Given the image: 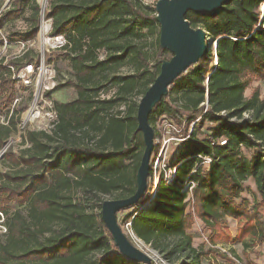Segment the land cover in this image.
I'll return each mask as SVG.
<instances>
[{
	"label": "trees",
	"instance_id": "16d2710c",
	"mask_svg": "<svg viewBox=\"0 0 264 264\" xmlns=\"http://www.w3.org/2000/svg\"><path fill=\"white\" fill-rule=\"evenodd\" d=\"M27 9L31 11L25 18L29 29L8 34L9 42L26 43L36 37L40 7L36 0H12L6 10H0L2 29ZM155 15L139 0L49 2V34L63 38L59 49L65 52L72 72V78L60 88L73 87L77 97L52 103L55 122L49 133L28 131L22 136L28 147L20 155L11 151L3 155L12 169L0 172V216L4 217L0 236L5 237L0 241V264H133L118 252L100 214L86 213L80 203L61 193L75 184L86 197L99 202V193L120 190L127 198L135 192L144 149L142 136L136 133L138 104L132 103L123 116L112 110L125 105L134 91L143 96L159 73L162 60L150 69L147 56L132 42L140 37L136 29L159 27ZM185 19L191 27L200 26L207 38L218 40L217 67L213 72L193 67L178 77L153 108L148 123L154 129L157 118L164 114L185 115L191 122L202 113L200 104L207 95L208 110L201 119L215 128L202 139L195 130L187 136L173 164L177 168L172 183L160 180L147 205L125 215L122 223H130L133 236L168 262L182 258L180 264H201L204 252L192 246L187 233L194 216L211 232V243L227 217L243 221L242 236L264 243V96L257 89L249 97L244 95L251 80L264 81V0H231L219 15L188 12ZM100 50L106 53L101 61L97 57ZM211 54L212 49L208 57ZM126 62L133 65L134 73L109 78L116 87L114 96L98 99L97 75L108 77L112 66ZM33 63L29 51L6 63L0 57V117L4 116L0 149L16 132L25 109L13 105L15 76ZM244 113L250 115L249 120L231 121ZM220 139L226 141L224 146L219 145ZM241 148L254 153L247 158ZM198 155L211 157L206 170L197 167ZM130 160L135 163L129 173L126 162ZM187 178L195 184L191 194L182 192ZM249 179L259 196L251 214L246 202H238ZM146 193L144 198H149ZM190 201L192 208H187ZM43 223L57 228L45 236Z\"/></svg>",
	"mask_w": 264,
	"mask_h": 264
},
{
	"label": "rangeland",
	"instance_id": "374dc122",
	"mask_svg": "<svg viewBox=\"0 0 264 264\" xmlns=\"http://www.w3.org/2000/svg\"><path fill=\"white\" fill-rule=\"evenodd\" d=\"M11 1L12 0H0V10H6L10 6ZM50 1L51 0H36L40 7L39 31L33 40L21 43L9 42L6 38L10 33L25 32L29 29V23L25 19L31 15L29 9L26 10L22 17L8 22L2 29H0V38L3 40V45L0 47V57L4 59L5 63L17 56H21L26 51L30 52V57L34 60L33 66L26 65L15 76L16 99L13 105L19 107L25 106V109L19 115L16 132L8 139L6 146L0 149V172L12 169L11 163L3 159L4 153L11 151L15 156H18L28 147V144L22 140V136L26 132L43 131L49 133L51 131L55 122V114L52 108V103L54 101L65 103L73 101L77 97L76 90L73 87L67 86L60 88L72 78V72L69 62L64 58L65 52L59 49L63 42V38L60 36H51L49 34L51 22L47 19V14ZM139 1L149 10H154L157 0ZM195 27L199 28L200 26L196 25L192 28L196 29ZM136 31L140 34V37L133 38L132 42L147 56L150 69L153 68L152 66L156 61L170 59V53L164 54L159 51V27L151 30L144 26L138 30L136 29ZM105 55L106 53L104 50L98 51V60H103ZM197 66L202 67L207 71L213 68V49L211 56L207 59H200L199 62L191 68ZM134 71L135 69L133 65L130 62H126L122 65L112 66L111 69L108 70V77H103L100 74L97 75L96 80L99 81L98 85L101 86L97 98L102 100L114 96L116 87L110 84L108 81L109 78L112 76L133 74ZM256 89L260 92V96L263 97L264 81L251 80L244 95L249 97L251 92ZM141 97V94L134 91L127 97L125 105L115 107L112 112L115 114L120 112L123 116L125 110H127L132 103H139ZM200 115L191 122L193 123L198 120L194 124L192 131L195 130L196 137L202 139L210 134V131L215 128V125L206 120H199ZM178 116L180 119H173L178 132H172L165 135L164 140L157 145L154 163H156L158 159V164L155 169V176H158L161 172L163 168L161 165L163 163L170 164L171 166L175 163L178 151L182 146L181 144L184 142L183 139L190 133L192 123L187 120L185 115L182 116L178 114ZM3 119L4 116L0 117L1 122ZM246 120H248V118L243 121ZM156 122L155 124L157 125L160 122V118H157ZM156 125H154V127H156ZM77 136L82 135L77 133ZM170 138L171 141L166 144L165 142ZM85 142H88L87 138H85ZM241 152L247 158H250L254 153L253 149L249 150L244 148H241ZM134 163V160L126 162L128 166L126 170L127 172H131ZM207 168V166L202 167V170H206ZM152 183H155L153 178L148 180V192L146 193V196H149V198L143 197L140 204L119 212L117 214L118 224L130 242L145 253L150 260H154L159 264H180L183 261L182 258L180 260L168 262L163 256L152 250L149 246L144 245L137 239V241L132 239L129 231L126 229V224L123 225L122 223V219L125 215L135 211V208H141L142 206L147 205L154 191ZM244 186L245 190L240 195L238 202H246L248 212L251 214L253 207L256 204L255 202L259 201V196L256 192L253 181L250 180L245 182ZM123 193L124 191L119 190L107 194L99 193L97 195L100 200L99 202L101 203L106 200L121 199L123 198ZM61 196L65 199H71L72 202L80 203L86 213H93L95 215L100 214L101 207H99V202H96L93 198L89 199L86 197L82 187L72 184L69 190L61 193ZM187 208H192V201L188 203ZM3 220L4 217L0 216V234L4 232V229L1 226V221ZM242 226L243 221L233 220L228 217L225 218L215 232L217 239L214 243H211L209 241L211 232L194 216L192 226L188 229L187 233L192 237V246L197 250L204 252L201 264H264V243L257 244L247 235L242 236ZM42 227L45 236H48L50 231L57 228L55 224L49 223H43ZM4 239L5 237L1 235L0 241Z\"/></svg>",
	"mask_w": 264,
	"mask_h": 264
},
{
	"label": "water",
	"instance_id": "95a60500",
	"mask_svg": "<svg viewBox=\"0 0 264 264\" xmlns=\"http://www.w3.org/2000/svg\"><path fill=\"white\" fill-rule=\"evenodd\" d=\"M229 1L231 0H157L155 3V21L159 26L158 44L171 57L161 62L157 77L137 105L136 133L141 134L144 149L135 175V192L127 198L103 201L100 210L101 221L118 252L132 263H149L150 258L123 233L117 214L137 205L148 189L150 162L154 151V132L148 123V117L162 98L168 95L169 87L174 81L217 47L218 40L207 38L201 28H192L185 16L188 12L198 16L219 15L221 8Z\"/></svg>",
	"mask_w": 264,
	"mask_h": 264
},
{
	"label": "built area",
	"instance_id": "2783aa9c",
	"mask_svg": "<svg viewBox=\"0 0 264 264\" xmlns=\"http://www.w3.org/2000/svg\"><path fill=\"white\" fill-rule=\"evenodd\" d=\"M262 8V7H261ZM63 44V42H62ZM61 44V45H62ZM209 55V54H208ZM208 55L206 58H208ZM205 58V59H206ZM217 67V57H216V54H215V50L213 49V68H212V72L216 69ZM211 74V73H210ZM207 75V78L205 79V82H204V85L205 87L207 86V82H208V78H209V75ZM200 107L202 109V113L199 117V120L202 118V116L207 112L208 110V104H207V95H205V100L203 103L200 104ZM220 115L222 116H225V113L222 112ZM160 118V122L156 125V127H154L153 132H154V140H153V144H154V151H153V154H152V159H151V162H150V171H151V177L148 178L151 179L153 178V181L155 180V183H152L153 186H154V191H153V194L151 197L154 196V193L156 191V188H157V185L159 184L160 180H163L167 185L171 184L172 181L174 180L175 178V173H176V168L177 166L176 165H170V164H167V163H163L161 165L162 170L161 172L159 173L158 176H155V169H156V166L158 164V159H157V162L154 163V160H155V154H156V151H157V145H159L165 138V135L167 134H170L172 132H178L177 128H176V125L175 123L173 122V119L174 118H179L180 117L178 115H175V116H169V115H162L159 117ZM248 118V120L250 119V115L248 113H244L242 115V118L239 119V120H234V119H231V121H236V122H242L244 119ZM198 121V120H196ZM196 121H194L192 124H191V127H190V133L192 132L193 130V126L194 124L196 123ZM157 123V122H156ZM189 133V134H190ZM187 136L184 137L183 140H186ZM171 141V138L167 140V142H165L166 144L169 143ZM219 145L220 146H224L226 141L224 139H220L218 141ZM160 155V154H159ZM197 158L200 160L199 164L197 167H208L209 164L211 163L212 159L211 157H208V156H200L198 155ZM195 186V184L191 181L188 180V178L185 180V183H184V186H183V189H182V192H186L188 191L189 194H191V191L193 189V187ZM126 229L129 231L132 239H135L136 238L133 236V234L131 233L130 231V223H127L126 224ZM137 241V240H136ZM145 264H159L158 262L156 261H152L150 260L149 263H145Z\"/></svg>",
	"mask_w": 264,
	"mask_h": 264
},
{
	"label": "crops",
	"instance_id": "0c3cea01",
	"mask_svg": "<svg viewBox=\"0 0 264 264\" xmlns=\"http://www.w3.org/2000/svg\"><path fill=\"white\" fill-rule=\"evenodd\" d=\"M250 180L253 181L252 179H249V180H247V181H250ZM247 181H245V182H247ZM253 183H254V181H253ZM254 185H255V184H254Z\"/></svg>",
	"mask_w": 264,
	"mask_h": 264
}]
</instances>
